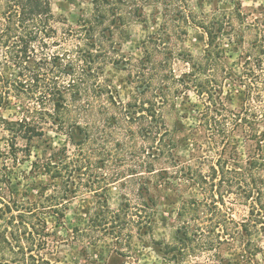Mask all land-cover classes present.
Wrapping results in <instances>:
<instances>
[{
  "label": "trees",
  "instance_id": "16d2710c",
  "mask_svg": "<svg viewBox=\"0 0 264 264\" xmlns=\"http://www.w3.org/2000/svg\"><path fill=\"white\" fill-rule=\"evenodd\" d=\"M191 1L93 0L77 28L59 32L54 0H0V108L13 98L34 104L32 115L0 117L9 136L7 149L0 147V264H60L66 238L59 228L84 191L97 206L87 227L68 236L86 254L110 240L111 256L127 259L134 238L151 233L166 190L189 197L176 243L159 250L162 264H236L223 257L226 246L264 264V14L246 22L238 3L209 18ZM147 6L163 7L158 32L142 57L117 59L116 40ZM192 28L209 39L198 58L182 47ZM177 62L188 69L178 74ZM120 63L137 91L134 103L120 101L105 78V68ZM13 67L17 77L8 79L3 71ZM238 94L244 100L235 110ZM50 124L60 146L34 155L31 144ZM26 161L30 176L49 180L19 191L23 183L11 169ZM114 184L124 190L115 209L107 197ZM239 207L247 213L237 219Z\"/></svg>",
  "mask_w": 264,
  "mask_h": 264
},
{
  "label": "rangeland",
  "instance_id": "374dc122",
  "mask_svg": "<svg viewBox=\"0 0 264 264\" xmlns=\"http://www.w3.org/2000/svg\"><path fill=\"white\" fill-rule=\"evenodd\" d=\"M93 0H54L52 10L55 17V27L59 32H63L68 28H77L80 20L85 16H89L93 11ZM238 3L242 6V13L246 15L245 21L252 23L256 18H262L264 14V0H192L191 8L198 15H206L212 17L217 10L233 11L237 8ZM164 10L163 7L147 6L136 17L131 19L127 27V31L123 36H119L116 40L118 55L115 56L120 60L138 59L142 57L143 44L148 40L149 36L158 32L162 23ZM237 28L241 27V20L237 23ZM188 36L185 38L182 47L192 53L195 58L201 57L205 49L208 47L209 39L207 34L199 29H189ZM256 33H249L248 41H255ZM5 49L0 47V62H4ZM236 58L238 53L235 54ZM188 66L185 63L177 62L176 70L178 74L186 71ZM18 69L7 68L3 71L8 79L17 77ZM105 78L110 81L117 91L118 98L124 104L134 103L137 98L135 86L129 79L125 63L119 65H108L105 68ZM244 96L238 94L234 96L231 107L239 110L242 107ZM33 100L30 97L22 99H14L12 105L0 108V117L6 121H16L24 116L32 115L33 111H27V107H33ZM182 113L183 111L180 110ZM2 121H0V147L7 149L9 138L8 133L2 129ZM53 125H46V137L44 139H35L33 141L32 150L34 155H42L44 151H51V147L60 146L63 138L54 132ZM51 137L53 140H51ZM28 142L19 141L20 148L27 147ZM50 145V146H49ZM34 159V158H33ZM31 163L26 161L11 171L19 175V179L23 185L17 187L19 191L34 183H47L49 179L46 177L30 176ZM124 190L120 184L111 185L108 188V202L111 208H117L122 200ZM189 194H182L172 190H166L163 193L160 206L156 215V220L151 233L142 240L135 237L133 240V250L131 257L127 259L111 256L113 248L110 240L103 241L97 246L88 248L86 254L82 245L68 235H72L76 227L85 229L88 220L97 206V200L92 192L84 191L74 198L66 213L63 226H60L59 232L66 238L59 244L60 264H162V256L159 250L165 248L166 245H174L176 243V234L179 227L178 213L184 198H188ZM237 219L245 217L247 210L239 207L235 210ZM4 229V221L0 219V232ZM230 246L223 249V257L230 262L236 264H252L236 254L229 251ZM207 260L201 258V264H210L212 262L219 264L217 259Z\"/></svg>",
  "mask_w": 264,
  "mask_h": 264
}]
</instances>
